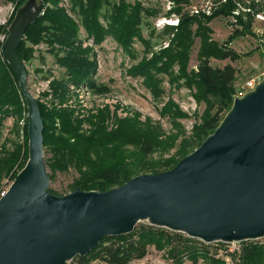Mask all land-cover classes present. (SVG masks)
Listing matches in <instances>:
<instances>
[{"label": "trees", "instance_id": "1", "mask_svg": "<svg viewBox=\"0 0 264 264\" xmlns=\"http://www.w3.org/2000/svg\"><path fill=\"white\" fill-rule=\"evenodd\" d=\"M9 1L15 2V8L24 3V0ZM68 1L69 12L81 18L87 37L93 39L95 45L101 44L110 36L127 51L134 38L142 40L138 28L139 7H129L119 1L118 4H113L108 16H104L107 21L103 25L99 18L106 0ZM58 2L59 0H44L43 14L27 27L15 54L21 61L25 60L28 54L24 49L26 41L31 44L43 42L53 48L56 46V49H52L56 62L65 68L66 74L72 78L71 82L76 85L89 82L92 87L97 88L90 82L96 62L89 59V49L81 45L78 23L67 9L59 7ZM234 9V0H227L211 17L182 15L176 27H168L172 30L170 34L173 32L168 47L131 67L130 74L142 77L144 86L154 99L163 94L162 76L168 77L170 85H177L182 80L184 87L195 91V101L203 103L206 108L200 123L192 127L190 134L177 122L179 119H186L188 115L171 98L162 104L158 112L161 118L171 122L173 131L168 134L150 119L142 121L137 113L113 119L108 110L102 109L85 116L68 107L48 108L37 100L43 122V150L49 155L45 158V165L50 182L57 173L73 169L76 177L71 184L72 191L79 188L84 192H105L120 187L141 174L169 171L199 147L230 110L232 85L236 75V69L232 65L213 68L210 60L235 62L239 59L238 53L230 48V43L234 38L247 33L253 16H247V23L239 18L236 29L221 44L212 39L213 32L208 23L215 16L230 15ZM193 26H196L195 30ZM6 34L7 29L0 26V35ZM195 39L199 40L197 70L188 72L189 54ZM15 80L16 76L0 57V108L19 107L22 94L15 85ZM67 84L64 80L50 83L54 101H68ZM99 88L97 90L105 89ZM84 124L89 128L83 129ZM24 133L27 135V125ZM173 149L174 152L170 153ZM26 161V154L21 157L19 153H10L0 157V171L7 168L9 172L16 165L21 170ZM49 192L54 194L50 190ZM150 247L162 253V257L172 264H197L199 261L203 264H264V242L261 239L240 242V249L232 253L224 251L229 257L227 260L228 257L215 255L216 251H213L215 247L223 248V243L207 244L182 233L151 225L135 228L126 235L105 237L90 253L84 257L76 256L69 264H91L94 261L128 264L146 256Z\"/></svg>", "mask_w": 264, "mask_h": 264}, {"label": "water", "instance_id": "2", "mask_svg": "<svg viewBox=\"0 0 264 264\" xmlns=\"http://www.w3.org/2000/svg\"><path fill=\"white\" fill-rule=\"evenodd\" d=\"M38 4L29 16L16 12L1 46L27 107L28 159L0 198V264H69L140 222L207 244L263 239L264 81L235 98L213 133L173 169L105 192H49L38 101L15 54L44 12V0Z\"/></svg>", "mask_w": 264, "mask_h": 264}, {"label": "rangeland", "instance_id": "3", "mask_svg": "<svg viewBox=\"0 0 264 264\" xmlns=\"http://www.w3.org/2000/svg\"><path fill=\"white\" fill-rule=\"evenodd\" d=\"M119 1H123L129 7H139L140 24L138 28L143 41L134 38L127 51L110 36L99 45L94 43L91 46L85 44L84 47H87L90 51L89 59L96 62V69L90 77V82L94 83L97 88L92 87L89 82L79 85L71 82L72 78L66 74L65 68L56 62L55 52H52V49L57 48L56 46L53 48L43 42L31 44L26 41L24 49L27 50L28 54L22 63L28 74L27 86L29 91L36 100L48 108L68 107L76 109L85 116L88 113H96L102 109L108 110L113 119L125 118L137 113L142 121L150 119L152 123L160 125L166 134L172 130L171 122L166 118H161L158 112L162 104L168 98H171L188 115L186 119H179L177 122L187 134H190L192 127L200 123V118L206 108L203 103L195 101L193 96L195 91H190L184 87L182 80L177 85H170L168 77L162 76L161 87L163 94L159 98L154 99L150 91L144 86L142 77H133L130 74V70L131 67L137 65L143 59H149L153 53L168 47L171 34L173 33L170 34L172 30L170 31L168 27H176L182 15L211 17L220 9L222 4H226L227 0H179L178 3L174 0H106L105 4L102 5L101 17L99 18L103 25H106L107 21L104 20V16H108L113 4H118ZM234 4L235 9L230 15L215 16L208 23L213 32L211 34L212 39L221 44L236 29V23H238L239 18L246 22L248 15L253 16L250 27L246 31L247 33L234 38L230 43V48L238 53L239 59L235 62L230 60H210V65L213 68H223L225 65L230 64L236 69L230 108L233 100L240 98L239 95L244 93L247 81L264 73V23L254 19L256 13L264 12V0H234ZM58 5L67 9L70 16L78 23V38L83 46L84 41L88 40V37L82 27L81 18L69 12L68 0H59ZM38 6V0H24V3L18 8H15V2L0 0V26L7 29L5 36L0 35L1 58V46L8 35L9 25L16 12L21 11L23 16H29V14L31 15L35 12ZM177 10L179 11L177 12ZM235 11H238V13ZM195 28L196 26H193V30ZM257 29H260V32ZM198 47L199 40L195 39L189 54L188 72L197 70ZM176 71L177 68L175 67ZM60 80L68 83L67 102L54 101L49 88L50 83ZM261 81H264V76L259 78V82ZM15 85L17 88L19 87L17 80H15ZM99 87H105V89L97 90ZM25 125H27V107L22 96L18 108L12 106L0 108L1 158L10 153H19L21 157L26 154L28 159V137L24 133ZM82 128L88 129L89 127L84 124ZM174 150H171L170 153H173ZM47 157L49 155L44 153V159ZM19 171L17 165L9 172L7 168H3L0 171V197L8 190L15 179L13 177ZM75 177L76 173L73 169H69L64 173H57L54 180L50 182L49 190L55 195L68 194L72 191L71 184ZM143 225H148V223L140 222L135 228L139 229ZM261 240L264 242V238ZM227 246L231 248V246ZM215 249L213 250L216 251L215 255L228 257L224 254L227 252L224 247H215ZM227 260H229V257ZM91 264L106 263L94 261ZM129 264L172 263L164 259L162 253L150 247L145 258L140 261H132ZM184 264L191 263L185 262ZM197 264L203 263L199 261Z\"/></svg>", "mask_w": 264, "mask_h": 264}, {"label": "built area", "instance_id": "4", "mask_svg": "<svg viewBox=\"0 0 264 264\" xmlns=\"http://www.w3.org/2000/svg\"><path fill=\"white\" fill-rule=\"evenodd\" d=\"M249 1V0H247ZM238 10V9H237ZM238 13V11H235ZM254 19H256L257 21H259L260 23H264V12L263 13H256L254 15ZM258 32H260V29H257ZM86 45H92L93 44V39L91 38H88V40H85L84 41V45L83 47ZM264 76V73L261 75V76H256V77H253L251 78L249 81H247L246 85H245V90H244V93L240 94L239 96L242 97L244 96L243 94H246L247 92L251 91L254 89V87L256 86L257 83H259V78L260 77H263ZM6 193V191L2 194V196ZM1 196V197H2ZM0 197V198H1ZM224 244V247L226 248V251L227 252H235V251H238L240 249V242H233V243H223ZM227 245L231 246L228 247ZM228 247V248H227Z\"/></svg>", "mask_w": 264, "mask_h": 264}, {"label": "crops", "instance_id": "5", "mask_svg": "<svg viewBox=\"0 0 264 264\" xmlns=\"http://www.w3.org/2000/svg\"><path fill=\"white\" fill-rule=\"evenodd\" d=\"M146 255H147V254H146ZM143 258H145V256H144ZM143 258H142V259H143ZM142 259H138L137 261H140V260H142ZM134 261H135V260H134ZM130 263H131V262H130ZM128 264H129V263H128Z\"/></svg>", "mask_w": 264, "mask_h": 264}]
</instances>
